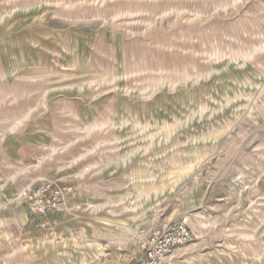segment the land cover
Returning a JSON list of instances; mask_svg holds the SVG:
<instances>
[{
  "label": "rangeland",
  "instance_id": "obj_1",
  "mask_svg": "<svg viewBox=\"0 0 264 264\" xmlns=\"http://www.w3.org/2000/svg\"><path fill=\"white\" fill-rule=\"evenodd\" d=\"M27 116L55 140L20 164ZM39 179L76 189L47 230ZM174 220L194 239L162 264H264V0H0V264H148Z\"/></svg>",
  "mask_w": 264,
  "mask_h": 264
},
{
  "label": "built area",
  "instance_id": "obj_2",
  "mask_svg": "<svg viewBox=\"0 0 264 264\" xmlns=\"http://www.w3.org/2000/svg\"><path fill=\"white\" fill-rule=\"evenodd\" d=\"M75 192L76 189L69 182L39 179L20 189L18 201L31 211L39 228L47 230L56 225L53 218L65 210V202ZM193 239V230L183 222L174 220L166 226L158 227L151 231L145 241V262L162 264Z\"/></svg>",
  "mask_w": 264,
  "mask_h": 264
},
{
  "label": "crops",
  "instance_id": "obj_3",
  "mask_svg": "<svg viewBox=\"0 0 264 264\" xmlns=\"http://www.w3.org/2000/svg\"><path fill=\"white\" fill-rule=\"evenodd\" d=\"M47 92L45 93V97L47 98ZM41 111H47L48 110V102L45 99V102L41 104ZM73 118H77L75 115ZM29 116L26 117V128L30 129L26 133L25 138H21L17 136L16 138H12L8 141H6V150L11 149L14 151L12 155L10 156L11 160H14L18 163L22 164H30L34 160L38 159V156L41 152L48 150V147H50L51 142L54 139V136H51V132L49 129L43 128L45 125L42 123H39L35 119H32V122L29 121ZM42 121V120H41ZM31 122V123H30ZM4 143V142H3ZM42 155V154H41ZM43 161L45 160V155H42L40 157ZM39 160V159H38ZM128 178V176H126ZM64 180H68L67 178ZM71 183V181L69 180ZM19 214V213H18ZM2 219V218H1ZM5 220V219H4ZM1 220V221H4ZM8 222L2 223V226L7 227ZM33 234V233H32ZM34 235V234H33Z\"/></svg>",
  "mask_w": 264,
  "mask_h": 264
},
{
  "label": "bare ground",
  "instance_id": "obj_4",
  "mask_svg": "<svg viewBox=\"0 0 264 264\" xmlns=\"http://www.w3.org/2000/svg\"><path fill=\"white\" fill-rule=\"evenodd\" d=\"M168 127V126H167ZM169 131V130H168ZM224 131V130H223ZM222 130H215L211 133H208L206 135L207 139L210 140H216L217 137L219 135H221L223 133ZM171 132V130H170ZM169 134V133H168ZM205 139V138H204ZM201 155H199L198 157H194V158H190L189 160L187 159L186 161H179L176 166L175 169H173L171 171L170 174V178L165 179L163 181V183L161 184L160 188L161 189H165L166 187H171V184L173 185L174 183H176L178 180H181L183 177H186V175L192 173V171L194 170L193 168L195 167V165H197L198 163L201 162V160L207 155L206 151L204 150L203 152L200 153ZM142 172V171H141ZM139 175V174H138ZM147 176V175H146ZM145 176V177H146ZM136 178V177H135ZM139 178H144L143 177V173L140 174ZM171 181V182H170ZM170 182V184H169ZM174 187V186H173ZM151 189L150 188H142L141 191H139L140 194H142L143 196H147L149 195ZM138 195V194H137ZM120 226H124L122 224H119ZM186 247V246H185Z\"/></svg>",
  "mask_w": 264,
  "mask_h": 264
}]
</instances>
